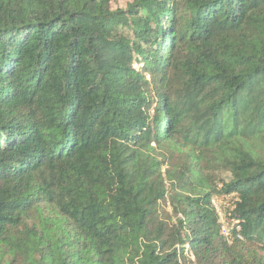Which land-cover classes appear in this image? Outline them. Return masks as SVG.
Segmentation results:
<instances>
[{
	"label": "trees",
	"instance_id": "obj_1",
	"mask_svg": "<svg viewBox=\"0 0 264 264\" xmlns=\"http://www.w3.org/2000/svg\"><path fill=\"white\" fill-rule=\"evenodd\" d=\"M116 2L0 0V264H264V0Z\"/></svg>",
	"mask_w": 264,
	"mask_h": 264
},
{
	"label": "built area",
	"instance_id": "obj_2",
	"mask_svg": "<svg viewBox=\"0 0 264 264\" xmlns=\"http://www.w3.org/2000/svg\"><path fill=\"white\" fill-rule=\"evenodd\" d=\"M212 204H213L214 208L216 209V211H217L219 214H221L220 205L218 204L217 199L213 200V201H212ZM222 231H223V234H224L225 236L228 235L226 225H225L223 222H222Z\"/></svg>",
	"mask_w": 264,
	"mask_h": 264
},
{
	"label": "rangeland",
	"instance_id": "obj_3",
	"mask_svg": "<svg viewBox=\"0 0 264 264\" xmlns=\"http://www.w3.org/2000/svg\"><path fill=\"white\" fill-rule=\"evenodd\" d=\"M130 0H117L113 7H124ZM218 204H222L221 201L217 200Z\"/></svg>",
	"mask_w": 264,
	"mask_h": 264
}]
</instances>
